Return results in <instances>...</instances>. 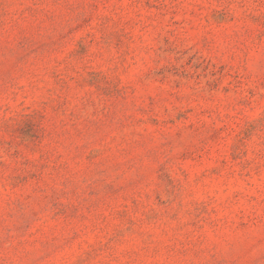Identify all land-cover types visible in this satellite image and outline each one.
<instances>
[{
    "label": "rangeland",
    "instance_id": "obj_1",
    "mask_svg": "<svg viewBox=\"0 0 264 264\" xmlns=\"http://www.w3.org/2000/svg\"><path fill=\"white\" fill-rule=\"evenodd\" d=\"M0 264H264V0H0Z\"/></svg>",
    "mask_w": 264,
    "mask_h": 264
}]
</instances>
